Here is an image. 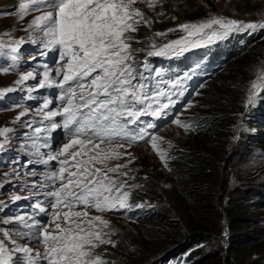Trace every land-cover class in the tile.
Returning <instances> with one entry per match:
<instances>
[{
	"label": "snow or ice",
	"instance_id": "1",
	"mask_svg": "<svg viewBox=\"0 0 264 264\" xmlns=\"http://www.w3.org/2000/svg\"><path fill=\"white\" fill-rule=\"evenodd\" d=\"M139 2L152 11L162 5V0H21V19L32 12L42 13L32 19L25 31L27 39L39 46L41 56L49 51L58 52L55 69L45 64L41 71L37 62L31 70H23L25 39L0 38L3 54L0 55V74L15 72L19 76L14 86L0 87V99L18 90L33 99V93L40 89H59L55 108L51 107L54 103L51 98L36 106L39 122L21 121L30 109L11 98L6 101L10 109L23 108L13 122L22 123L32 132V135L25 133L24 150L37 157V163L47 166L56 161L59 166L40 174L36 170L25 171L26 176L39 175V181L19 185V190L29 195H13L12 202L33 196L43 199L32 201L30 213L0 217V224L13 225L0 228V264H109L104 258L106 249L96 251L104 245L117 246L112 239L116 229L103 218L104 214H124L133 207L148 205L147 202L131 203L132 191L141 185L129 184L128 180L135 177H129L122 169L133 160L116 166L108 162L122 157L119 148L143 141L150 143L152 151L168 167L167 149L161 147L162 138L151 131L163 126L143 121L142 117L164 119L175 103L172 97L183 94L182 78L160 82L168 87L156 88L147 83L144 75L149 70L147 59L139 67L137 53L145 52L146 57L182 55L192 48L226 40L233 34L264 29V23L212 15L165 32H155L146 38L150 41L146 47L134 48L133 42L140 44L141 41L132 34L138 32L140 26L151 28L153 23L136 6ZM156 15L163 16L164 12ZM175 31L183 35L157 43L155 38L167 37ZM261 93H264V70L250 82L245 107L250 108L264 99ZM5 110L9 109L0 108V111ZM171 122L185 131L193 128L192 124L179 119ZM61 129L68 143L57 151L51 149L49 140L53 132ZM13 131L0 127V151L11 142L9 134ZM44 149L50 150L44 152ZM69 149L76 150L70 152ZM30 163L26 162L24 167L27 169ZM14 173L18 175L15 170ZM110 174L126 179L116 180ZM7 207V203L0 201V213ZM92 210L98 214L90 215ZM40 214L51 215V219L45 223L37 219Z\"/></svg>",
	"mask_w": 264,
	"mask_h": 264
},
{
	"label": "trees",
	"instance_id": "2",
	"mask_svg": "<svg viewBox=\"0 0 264 264\" xmlns=\"http://www.w3.org/2000/svg\"><path fill=\"white\" fill-rule=\"evenodd\" d=\"M201 1L207 7L212 3V0ZM160 11L164 12L163 16L156 15ZM244 12H250V9ZM147 15L153 23L151 28L143 27L152 35L173 25L204 19L205 14L202 9L190 6L189 0H162V5L155 11L150 10ZM151 30L154 32L151 33ZM134 36L141 38L146 35L138 33ZM260 45L263 48L244 46L198 92L193 107H189L190 117L185 119L194 126L189 131L182 128L178 142L181 157L172 166L171 172H161L154 163L135 161L137 180L134 184L141 187L133 190L136 199L131 202L152 205V209L147 206L138 208L137 214L141 217L154 216L134 225L121 222L124 225L122 229L114 227L117 246L104 247L112 264H152L160 255L165 258L169 251L175 253L192 244L199 248L192 252L185 264L263 263L264 240L232 253L221 248H205L209 237H218L225 227L230 233L239 231L236 220L244 203H235L231 198V191L228 190L230 178L223 172L230 163L228 150L217 141L224 137L229 118L244 102L242 90L248 83L249 66L259 54H262L259 56L261 59L264 57V42ZM259 145L264 148V138ZM149 179L151 183L148 184ZM237 181L240 184L234 192L241 190L245 193L246 179L243 177ZM256 202L264 214V195L258 193ZM252 254L258 258L252 260Z\"/></svg>",
	"mask_w": 264,
	"mask_h": 264
},
{
	"label": "rangeland",
	"instance_id": "3",
	"mask_svg": "<svg viewBox=\"0 0 264 264\" xmlns=\"http://www.w3.org/2000/svg\"><path fill=\"white\" fill-rule=\"evenodd\" d=\"M189 1L190 6H192L194 9L200 8L204 11V19L210 18L212 15H216L244 22L264 23V0H212V3L209 7L203 4L201 0ZM209 1L210 0H206V2ZM10 2L11 1L9 0H0V38H3L5 40H15L23 37L25 39L24 45H26L27 43H31L27 39L28 33L27 31H25V29L28 28V25L32 21V19L40 14L30 13L29 15L21 19L19 8L13 7ZM136 6L144 11L145 15L148 16L147 13L150 12V10L147 8L145 3L139 2ZM245 9H250V12H244ZM171 27L177 26L173 25ZM5 33H7L8 35H5ZM138 33H145L146 36L141 37V39L144 41H149L146 38L153 35L148 34V30H145L143 26H140L139 31L132 35ZM181 35H183V33L175 31L168 33L167 37H157L155 39L158 44H163L166 43L169 39H179ZM232 36H239L240 39L244 40L248 39L249 42L252 41L253 37H255L253 41L249 43L250 46H252L251 48H254L256 45L263 48V46L260 44L264 42V29L258 28L250 33H238L233 34ZM218 43H221V41L213 43L211 45H217ZM195 49L198 48H192V51H194ZM204 50L207 51L206 48H204ZM187 53L190 52H184V54ZM138 54L146 55L145 52H139L137 53V55ZM261 55L259 54V56ZM196 56L197 54H193L189 58H195ZM259 56L252 60V63L249 66L248 83L247 86L242 90L245 96L244 102L240 105L235 114L231 115V117L229 118V121L227 122V125L225 127L226 130L224 132V137H221V141H217L218 144L223 143L225 148L228 150L227 154L229 156L230 163L228 167L223 170V172L230 178L228 190L231 191V198L235 203L241 201H243L244 203L243 210L241 214L237 216L236 220L239 231L236 233H230L227 232L228 230L225 227L223 233L218 235V237L215 235L209 237L205 245L206 250L221 248L222 251L225 250L227 251V253H232L233 250L242 251L245 250L248 246L261 243L264 240V214L261 212V209L256 202L258 193L264 195V148L259 145L260 140L264 137V128L262 126H259V120H257L261 117L264 120V99H259L255 103V105L250 108L245 107V99L248 93L250 82L256 78L260 70H264V57L261 59ZM18 79L19 76L15 72L9 74H0V87L6 88L14 86V82ZM197 88L203 89L204 87ZM261 96L264 97V93H261ZM22 110L23 109H17L14 111L11 110L0 114V127H9L14 130L13 133L9 134L11 136V142L6 145L5 149L3 150L4 152L9 153V155H13L19 151L18 146L20 143V138L28 129L24 127L22 123L13 122L15 121V117ZM184 116L185 114L182 115V117ZM187 116H189V114H187ZM175 119H179L180 121H182L180 114H178L173 120ZM21 121L27 120L21 118ZM212 127L213 126H211L208 130L210 131V133L212 132ZM238 127L239 131H237ZM181 132H183L181 127H178L171 122L170 125H166L160 132H158L157 135L162 138L161 144L163 142L164 145H167V148L165 149H168L177 147L179 139L181 137ZM237 136L238 138H236ZM169 142L172 145L171 147H169ZM113 147H115V145H113ZM118 150L124 151L125 155L120 159L110 160L108 162L110 166L126 164L129 159H132L134 161L133 163H135V160L151 164L154 163L157 166L158 170L161 171L162 162L156 155V153L152 151L150 143H148L146 146L136 148L124 146L123 148H119ZM97 167H100V165H97ZM6 173H8L9 175L6 176ZM110 175H112V178L116 180H120L122 177L115 174ZM243 177L247 181L245 182L246 185H244L243 187L245 189V193H243L241 190L235 193L234 190L240 184L237 180ZM24 179L25 178L23 176L15 174L14 169L10 167L0 169V184H3V187L0 188V201H4L8 204L9 207V204L12 202V197L13 195H15L13 193V186L20 180ZM149 183H151L150 179L148 181V184ZM8 207L3 213H0V217L9 216L7 214ZM97 214L98 213H96L95 211H90V215ZM103 218L108 220L113 228L117 226L122 229L124 226L123 224H121V221H119V219H117V217L115 216H111L106 213L104 214ZM4 227H13V225L0 224V228ZM18 243L23 244L25 243V241L18 240ZM197 248H199V246H193L190 249L196 250ZM39 250L41 252L43 251L42 248H40ZM204 250L205 249L203 247V252ZM250 257L252 260L258 258L254 254H252ZM262 264H264V260Z\"/></svg>",
	"mask_w": 264,
	"mask_h": 264
},
{
	"label": "bare ground",
	"instance_id": "4",
	"mask_svg": "<svg viewBox=\"0 0 264 264\" xmlns=\"http://www.w3.org/2000/svg\"><path fill=\"white\" fill-rule=\"evenodd\" d=\"M9 1H11L10 3L12 4L13 7H18L19 6V3L18 2H15L13 0H9Z\"/></svg>",
	"mask_w": 264,
	"mask_h": 264
},
{
	"label": "clouds",
	"instance_id": "5",
	"mask_svg": "<svg viewBox=\"0 0 264 264\" xmlns=\"http://www.w3.org/2000/svg\"><path fill=\"white\" fill-rule=\"evenodd\" d=\"M135 161H136V160H135ZM133 164H135V163H133ZM174 164H175V163H173V165H174ZM173 165H172V166H173ZM133 225H134V224H133Z\"/></svg>",
	"mask_w": 264,
	"mask_h": 264
}]
</instances>
